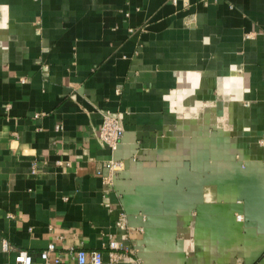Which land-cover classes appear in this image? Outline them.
Instances as JSON below:
<instances>
[{
  "label": "crops",
  "instance_id": "1",
  "mask_svg": "<svg viewBox=\"0 0 264 264\" xmlns=\"http://www.w3.org/2000/svg\"><path fill=\"white\" fill-rule=\"evenodd\" d=\"M109 234L115 264H264V0H0V264Z\"/></svg>",
  "mask_w": 264,
  "mask_h": 264
},
{
  "label": "built area",
  "instance_id": "2",
  "mask_svg": "<svg viewBox=\"0 0 264 264\" xmlns=\"http://www.w3.org/2000/svg\"><path fill=\"white\" fill-rule=\"evenodd\" d=\"M175 2L176 0H171ZM23 79L20 78V81ZM59 125L55 124V128ZM123 133V128L121 126L120 120L116 114H113L108 109H104L100 113V122L97 128L96 135L100 138L108 147L110 151L116 149L119 144ZM122 167V162L120 159L107 158L103 160L99 166L96 168L95 172L101 174V179L103 182L108 183L111 181L113 174ZM105 169V173L101 172V169ZM236 219L240 218L239 214L235 215ZM115 225L122 228L125 226V214L124 212H119L117 218L114 221ZM140 229V227H139ZM0 245L2 249L11 248V245L7 243L5 238H0ZM107 260H102V255L99 249H92L86 251L83 248H76L71 250L72 256L77 264H115L116 262L123 260L129 256L132 250V246L122 244L120 241L108 235L107 242ZM54 250V243L48 241L45 247L42 248L38 256L43 264H47L49 261L56 263L59 260L57 254L49 256L50 252ZM32 255L26 249L18 248L14 252L13 264H31ZM129 264H142L141 259L138 256H132L129 259Z\"/></svg>",
  "mask_w": 264,
  "mask_h": 264
}]
</instances>
